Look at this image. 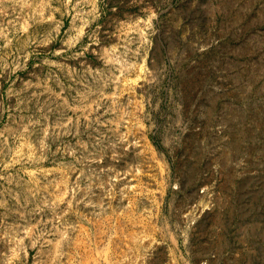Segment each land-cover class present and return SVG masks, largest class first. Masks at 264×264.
Instances as JSON below:
<instances>
[{"label":"rangeland","instance_id":"1","mask_svg":"<svg viewBox=\"0 0 264 264\" xmlns=\"http://www.w3.org/2000/svg\"><path fill=\"white\" fill-rule=\"evenodd\" d=\"M0 264H264V0H0Z\"/></svg>","mask_w":264,"mask_h":264}]
</instances>
